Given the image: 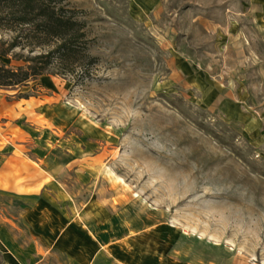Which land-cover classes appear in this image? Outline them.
<instances>
[{
  "label": "rangeland",
  "instance_id": "1",
  "mask_svg": "<svg viewBox=\"0 0 264 264\" xmlns=\"http://www.w3.org/2000/svg\"><path fill=\"white\" fill-rule=\"evenodd\" d=\"M68 1L99 61L0 93V264H264V0Z\"/></svg>",
  "mask_w": 264,
  "mask_h": 264
},
{
  "label": "trees",
  "instance_id": "2",
  "mask_svg": "<svg viewBox=\"0 0 264 264\" xmlns=\"http://www.w3.org/2000/svg\"><path fill=\"white\" fill-rule=\"evenodd\" d=\"M82 14L68 0H0V93L26 98L48 72L90 79L99 59Z\"/></svg>",
  "mask_w": 264,
  "mask_h": 264
},
{
  "label": "crops",
  "instance_id": "3",
  "mask_svg": "<svg viewBox=\"0 0 264 264\" xmlns=\"http://www.w3.org/2000/svg\"><path fill=\"white\" fill-rule=\"evenodd\" d=\"M149 6V2H148ZM36 206H39L38 213L42 211V209H47L48 211L52 210L53 208L47 204L46 202L36 203L32 206L31 211H33ZM36 214L29 216L30 219L35 220ZM53 226L57 223V214L53 213ZM64 228L60 232L61 237H64L66 240L63 243V249H65L70 254H77L82 261L86 262L87 257L93 251H98V247L95 243H92L88 233L79 225L78 223H74L73 221L65 220Z\"/></svg>",
  "mask_w": 264,
  "mask_h": 264
}]
</instances>
